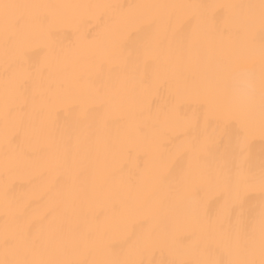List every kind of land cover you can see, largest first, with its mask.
Returning <instances> with one entry per match:
<instances>
[{"label": "bare ground", "instance_id": "obj_1", "mask_svg": "<svg viewBox=\"0 0 264 264\" xmlns=\"http://www.w3.org/2000/svg\"><path fill=\"white\" fill-rule=\"evenodd\" d=\"M0 264H264V0H0Z\"/></svg>", "mask_w": 264, "mask_h": 264}]
</instances>
